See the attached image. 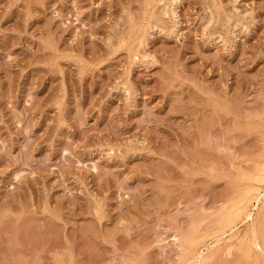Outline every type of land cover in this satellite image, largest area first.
Returning a JSON list of instances; mask_svg holds the SVG:
<instances>
[{"label": "rangeland", "instance_id": "rangeland-1", "mask_svg": "<svg viewBox=\"0 0 264 264\" xmlns=\"http://www.w3.org/2000/svg\"><path fill=\"white\" fill-rule=\"evenodd\" d=\"M263 182L264 0H0V264H264Z\"/></svg>", "mask_w": 264, "mask_h": 264}, {"label": "bare ground", "instance_id": "bare-ground-1", "mask_svg": "<svg viewBox=\"0 0 264 264\" xmlns=\"http://www.w3.org/2000/svg\"><path fill=\"white\" fill-rule=\"evenodd\" d=\"M167 11H169V10L167 9ZM263 183H264V182H263ZM263 183H262V184H263ZM261 189H262V188H261ZM261 191H262V190H261ZM257 194H258V193H257ZM260 194H262V193H260ZM258 198H259V196L256 197L255 200H254V199H253V200L257 202V201H258ZM258 202H259V201H258ZM262 202H263V201H262ZM253 204H254V203H253ZM259 205H260V204H259ZM263 205H264V204H263ZM251 206H253V205H251ZM262 207H263V206H262ZM236 208H237V207H236ZM262 209H263V208H262ZM250 210H251V209H250ZM245 212H246V211H245ZM250 212H251V211H250ZM250 212H248V214H249ZM261 212H262V211H261ZM263 212H264V211H263ZM246 216H247L248 219L254 217V216H252L251 213H250L249 215L246 214ZM246 216H245V217H246ZM257 216H258V215H257ZM261 216H262V215H261ZM262 218H263V217H262ZM242 220H243V219H242ZM245 220H246V218H245ZM250 221H251V220H250ZM254 221H255V219H253L252 222H254ZM257 221H258V220H257ZM262 221H263V220H262ZM257 224H258V223H257ZM252 225H254V224H252ZM252 225H250V226H252ZM253 227H255V226H253ZM251 228H252V227H251ZM258 228H259V227H258ZM254 230H255V229H254ZM254 230H253V231H254ZM258 230H259V229H258ZM251 231H252V230H250V234H249V235H251ZM255 231H256V230H255ZM259 231H260V230H259ZM254 233H256V232H254ZM254 233H252V235H254ZM249 235H248V237H246V238H250ZM258 236H259V235H257V236L255 235V236H254V243H255L256 245L259 243V242H258ZM252 237H253V236H252ZM252 239H253V238H252ZM259 240H260V239H259ZM252 242H253V240H252ZM258 246H259V245H258ZM258 246H257V247H258ZM254 247H255V246H254ZM258 248H259V247H258ZM260 248H262V246H261ZM256 249H257V248H256ZM259 250H260V249H259ZM200 255H201V254H200ZM202 258H203V257H202ZM204 259H205V258H204ZM198 261H199V260H198Z\"/></svg>", "mask_w": 264, "mask_h": 264}]
</instances>
